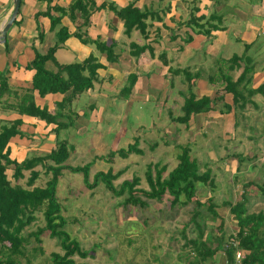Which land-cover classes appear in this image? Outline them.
Listing matches in <instances>:
<instances>
[{"label":"rangeland","instance_id":"rangeland-1","mask_svg":"<svg viewBox=\"0 0 264 264\" xmlns=\"http://www.w3.org/2000/svg\"><path fill=\"white\" fill-rule=\"evenodd\" d=\"M240 15L246 17L244 12H240ZM258 39L264 44V34ZM243 47L241 45L238 52L242 51ZM94 52L99 59L101 54L95 49ZM243 52L246 53L245 50ZM68 55L69 58H66V52L58 50L55 53V59L61 64L71 63L74 55L72 53ZM121 56L128 64V70H134L135 66H138L134 56H131L134 62L133 59L127 58L124 49ZM248 58L251 62L259 59L257 63L260 65L259 79H261L264 74V55L258 57L252 55ZM47 63L48 68L50 64H53L51 61ZM119 63L115 64L116 70L120 72L119 76L108 78L106 74L94 86L96 92L94 104L97 109L94 114V124L97 126L94 130V140L92 138L83 140V134L73 132L72 127L69 126L55 134L56 139L49 141V146L45 145L40 151L39 148L35 151L47 153L50 148L56 147V140L64 139L71 149L69 157L63 164L75 167L89 163V182H92L96 172L111 168L113 174L118 173L113 180L116 187L124 179L135 176L139 178L138 188L148 190L146 181L148 164L165 165L166 171L163 174L165 176L178 162L177 155L181 152L180 147H187L191 158L197 162L198 173L201 174L209 169L212 178L210 185L196 184V197L202 204L197 221L202 224L205 233L212 234L218 233L220 224V236H223L224 243L225 239L230 238L229 235L237 232L236 220L230 213L229 204L241 200L242 193H245L247 197V213L264 212V195L260 190V186L264 183V95L256 93L251 95L244 107L239 108L227 103L230 95L227 94L229 97L226 100L225 92L220 89L217 90L219 93H216V96L222 92V97L215 96L219 99L217 106L220 110L216 108L219 114L216 111L203 113L187 123L178 122L172 116L181 114L182 93L188 94L186 81L181 75L167 73L163 78L154 76L137 78L139 85L132 91V95L136 94L134 99L128 100L125 105L115 101V107L108 108L106 99L117 95L120 89L127 85V74L121 71L124 66H120ZM212 63L206 65L201 71L203 79L215 73V68L210 69ZM239 69H242V65ZM239 69L230 73L233 79L240 74ZM102 73L101 75L105 74ZM157 89L159 92L156 91ZM201 89L203 90L196 92L197 96L212 92L211 87L207 85ZM148 91L151 97L147 94ZM146 95L148 100L142 103V98ZM86 96L87 94L84 93L82 97ZM83 104L89 105L90 102L78 101L72 109L80 112ZM149 104H155V108L152 109ZM162 104L163 107L167 105L172 109L166 111ZM224 104L229 105L230 109H227ZM123 111L129 114L126 123L123 122ZM121 123L126 124L128 129L122 128ZM136 138L138 148L142 149L143 153H130L124 158L118 156V150L126 148ZM75 140L79 142H74ZM152 143L156 146L150 149ZM32 151L34 150L28 152ZM74 151L76 154L72 155ZM34 154L37 153L34 152ZM35 169L39 170L40 174L33 185L44 186L50 178V173L45 174L40 165ZM22 173V178L15 180L12 170H6L7 179L12 185L20 184L25 187L29 171L24 170ZM136 195L144 201V205L130 204L123 207L124 197L112 195L102 182L99 181L93 188H88L80 172L62 169L56 186V196L62 206L61 214L66 221L64 229L71 238L77 239L83 249L90 251L84 259H80L77 255L73 256L76 262L82 264H187L185 256L190 248L185 247L182 234H185L188 239L197 236L195 225L190 221L194 203L177 204L171 207L170 197L167 194L161 200L148 199L141 193ZM208 198L214 205L211 213L207 210ZM34 214L36 220L25 231L44 227L43 207ZM40 237L39 245L33 238L29 239V246H40L43 252V254L36 253L31 261L33 264H49L51 252L62 254L63 250L58 239L51 237L49 232L43 231ZM242 253L236 254L237 262ZM19 264H26V262L21 259ZM203 264H227V260L222 250H218L213 259L209 258Z\"/></svg>","mask_w":264,"mask_h":264},{"label":"trees","instance_id":"trees-1","mask_svg":"<svg viewBox=\"0 0 264 264\" xmlns=\"http://www.w3.org/2000/svg\"><path fill=\"white\" fill-rule=\"evenodd\" d=\"M108 8L114 12L124 24L125 34L130 35L135 29L139 32L144 40H147L148 30L145 20L150 14L141 11L132 5L119 8L114 4L106 6L101 4L96 6L92 0H74L66 9L54 6L51 9L58 12V15H52L51 9L45 14L50 18V30H55L56 42L46 53L41 54L35 51L33 60L26 66V69L34 70L32 77V88L22 89L21 91L12 90L8 84V70L0 72V103L5 97L14 98V102L3 101L5 108L15 111L19 115H28L44 120L47 124L55 125L53 131L58 134L61 129L68 128L73 125V118L76 113L72 109L74 99L85 91L94 87V83L98 80L97 70L103 68L104 65L98 61L93 54L89 55L81 62H72L68 64H60L54 57L55 51L69 37L70 33L65 26H59L61 17L68 15L74 20L75 14L82 17V26L89 23L90 13L94 10ZM220 21L221 18L216 15L195 18L194 14H190L187 24L198 29L197 32H204L210 35L212 28H216L213 21ZM83 33H74L82 43L91 42L96 50L104 53L109 63L115 62L117 55L114 53L115 43L111 41L107 43L99 38L88 40L82 38ZM42 38V33H39ZM190 39L189 37L187 38ZM130 54L139 57L145 51L151 52V48L147 42L137 44L131 42ZM249 45H245V51ZM51 61L56 67L53 71L46 67V63ZM243 62L242 70L235 80L231 76V72L240 66ZM165 62V61H164ZM221 67L217 69V74L209 77L212 84L219 82L222 84V90L225 93L232 94V106L235 105L243 108L249 97L255 93L264 95V83L257 88L249 87L252 79V70L250 58L245 53L241 56L233 55L230 60H220ZM227 70V71H225ZM168 72L178 75L181 73L187 83L186 91L183 94V102L181 105L182 115L175 118L178 122L187 123L192 115L209 110L210 104L216 103L219 99H211L209 96L196 98L192 88L195 79L199 77L198 72L191 73L189 70H172ZM127 85L123 87L122 94H129L137 81V75L129 73L127 76ZM36 90L40 97L47 94L60 93L64 94L62 100L56 103V111L51 113L44 106L36 104L33 91ZM246 96V97H245ZM227 109L230 106L224 104ZM65 110V111H64ZM21 119H15L10 122H3L0 125V264H19L24 259L26 264H33L31 258L36 253L43 254L40 246H29V239L33 238L36 244L41 243L43 231L49 232L51 237H55L59 241V245L63 253L51 252L49 256V264H82L76 262L73 256L77 255L80 259L86 258L90 251L83 249L80 243L64 229L66 224L65 218L61 214L62 206L56 196V186L61 175L62 169H69L72 172H80L86 187L93 188L97 182H102L105 188L116 197H124L122 206L127 205H144L136 193H141L148 199L161 200L164 196L170 197L169 203L171 207L177 204H188L193 202L190 221L195 225L197 236L188 239L185 234V247H189L187 251V264H203L207 259H213L214 254L218 250H222L227 260V264H264V212L247 213L246 202L247 197L242 193V199L229 204V210L237 224V232L231 234L228 240L221 234V225L219 224L216 234L205 233L202 224L197 221L199 217V208L202 205L196 197V184L202 183L212 184L211 172L206 169L203 173H198V166L195 159L189 154V148L180 147V154L177 155L178 162L164 176L166 171L165 165L159 163L148 164L146 170V181L148 190L138 188L139 178L132 176L131 179H124L118 187L113 184V180L117 174H113L111 168L106 171H99L93 175L92 182L88 180L89 163L83 166H68L63 164L69 157L70 146L65 140H56V147L50 152L25 158L21 162H17L9 157V149L7 144L15 135H21L19 126ZM156 146L155 143L150 145V149ZM118 156L127 157L130 153L142 154V149L138 148L137 138L133 143L128 144L126 148L118 150ZM40 165L45 174L50 173V178L45 182L44 186H34V182L39 177V170L35 169ZM13 169V178L18 180L22 178L23 171H29L26 186L20 184L12 185L7 179L6 170ZM261 193L264 195V183L260 186ZM207 210L213 211V203L208 198ZM43 207V217L45 221L44 227L37 228L33 231H25L35 220V212ZM230 239H232L230 241ZM191 251L190 253H188ZM242 253L237 262L236 254Z\"/></svg>","mask_w":264,"mask_h":264},{"label":"crops","instance_id":"crops-1","mask_svg":"<svg viewBox=\"0 0 264 264\" xmlns=\"http://www.w3.org/2000/svg\"><path fill=\"white\" fill-rule=\"evenodd\" d=\"M73 1L74 0H20L18 13L6 32L5 40L0 42V72L5 69L8 70L7 81L12 90L21 91L22 89L32 88L34 70L26 69V66L33 60L35 51L44 54L55 44V30H50V18L45 14V12L48 11V8L51 9V7L54 6L67 10ZM92 1L96 6L101 4H105L106 6L114 4L115 6L122 8L127 5H132L133 7L138 8L141 11H146L150 14L145 20L148 30L147 40H144L135 29L130 35H126L124 32L125 27L123 22L107 7L100 10H93L90 13L89 23L86 26H82V17L77 13L75 14L74 20H71L68 15L61 17L60 23L56 29L59 26H65L67 27L70 35L55 51V53L58 50H64L66 52V58H69L68 53H72L74 55V59L70 61L71 63L81 62L91 54L96 56L94 52V49L96 50V48H94L95 46H91V42L82 43V41L75 37L74 33L76 32H84V34H82V38H88V40L90 39L91 41L99 38L101 41L108 43L113 41L115 43L114 53L117 55L115 62L109 63L106 60L104 53L98 52L101 54L99 55V59L96 56L98 61L104 65L103 68H99L97 70V81L99 82L106 74L108 75V78L119 76L120 72L116 70L117 65L115 66V64H118L121 59L119 65L124 66L121 71H124L127 76L129 73H134L138 76L137 78H146L148 76L163 78L167 75V73H170L168 72L169 68L180 71L186 69L191 73L198 72L200 75L197 79H195L193 83L194 88H192L194 94L196 95L197 91L203 90L201 88L206 87V85L207 87H211L212 92L210 94L207 92L201 93L199 96L196 95V98H200L202 96H209L211 99L216 97L221 98L222 92L218 96H216V93H219L217 90L222 89V84L219 82L212 84L209 80V77L216 75L217 69L221 67L220 60H230L231 56L234 54L241 56L243 54V50H245V45H249V48L245 51V55L247 57L252 55H257V57L259 55H264V44L258 39L260 35L264 34V0ZM12 8L13 0H0V30L8 22ZM240 12H244L246 17H242ZM50 13L52 15H58V12H55L52 9ZM192 13L195 18H207L209 15L213 14L220 17L221 20L213 21L216 28H212L210 35L207 36L204 32H197L198 29L192 27L190 24H187V19ZM40 32L42 33L41 39L39 38ZM188 37L190 38L189 40L187 39ZM131 42L139 45L147 42L151 48V52L145 51L139 57L134 56L135 62L138 64V66H135V69H137L136 71L135 69L128 70V64L125 63L124 58L121 56L124 49V52L127 54V58L129 57L130 59H133L131 58L132 55L130 54L129 46ZM241 45L244 46L243 50L238 52ZM258 60H253L251 62L252 67H254L250 83L251 88L253 89L264 83V74L261 79H259L260 65L257 63ZM211 62L213 63L210 69L215 68V73L209 74L207 79H203V77H201V71L206 65L211 64ZM52 65L53 64H50L48 68V63H46V67L48 69L55 71L56 67L54 65L52 67ZM240 65L243 66V63ZM102 72L105 74L101 75ZM177 74L182 76L181 73ZM233 80H235V78ZM137 81L128 95L122 96L121 94L123 88H121L117 95H113L111 98L106 99L109 104L108 108L115 107V101L122 102V105H125L128 100H133V97L136 94L132 95V91L139 85ZM95 85L96 82L94 83V86ZM156 91L159 92L158 89ZM84 93L87 94L86 97H82ZM84 93L74 99L71 107L74 108L75 103L78 101H89L90 104H83V108H81L80 112H76L73 109L76 116L71 127L73 132L83 134V140L87 138H92L94 140V130L97 129V126L94 124V114L97 110L96 104H94V95L96 93L95 88L93 87ZM147 94L150 96L149 91ZM227 94L230 95L229 100H227V97H229ZM33 96L37 105L41 107L45 106L49 112L54 113L57 109L56 103L62 100L64 94L54 93L40 97L37 91L34 90ZM5 97L0 103V125L3 122H10L15 119H21L22 121L19 126L21 135H15L7 144L9 157L17 162H21L25 158H29L30 153L31 156L45 154L36 152L35 150L39 148L40 151L43 146H49V141L56 139V133L53 131L55 125L47 124L44 120L36 117L19 115L15 111L5 108L3 101L10 103L15 101L13 97H9L6 100ZM225 97L228 101L226 102L232 104V94L225 93ZM153 99L156 101V97ZM147 100L148 96L146 95L145 98H142L141 102L143 103ZM217 103L218 101L210 104L212 108L209 110L192 115L189 121H192L198 115L203 113L217 112L216 108L220 110ZM51 105H53V107ZM149 106L152 109L155 108V104H149ZM163 109L167 111V109L171 110L172 108L164 105ZM156 110L160 112L157 108ZM128 115L129 114L127 112L123 111L124 123L127 122ZM181 115L182 111L180 115L172 117L177 118ZM124 123H121L120 126L122 128L125 127L126 130L128 127L126 128V124ZM112 138H114V136ZM74 142L79 141L75 140ZM54 148L55 147L50 148L47 153ZM29 150L34 151L29 153ZM34 152L37 154H34ZM75 154L76 152L74 151L72 155ZM8 169H11L13 173L12 168Z\"/></svg>","mask_w":264,"mask_h":264},{"label":"water","instance_id":"water-1","mask_svg":"<svg viewBox=\"0 0 264 264\" xmlns=\"http://www.w3.org/2000/svg\"><path fill=\"white\" fill-rule=\"evenodd\" d=\"M19 5H20V0H13V8H12L9 20L0 30V42H3L5 40L6 32L18 13Z\"/></svg>","mask_w":264,"mask_h":264}]
</instances>
